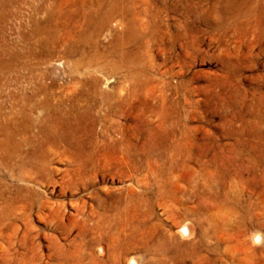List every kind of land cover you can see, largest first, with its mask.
<instances>
[{"label": "rangeland", "instance_id": "374dc122", "mask_svg": "<svg viewBox=\"0 0 264 264\" xmlns=\"http://www.w3.org/2000/svg\"><path fill=\"white\" fill-rule=\"evenodd\" d=\"M8 51L0 264H264V0H0Z\"/></svg>", "mask_w": 264, "mask_h": 264}, {"label": "bare ground", "instance_id": "6f19581e", "mask_svg": "<svg viewBox=\"0 0 264 264\" xmlns=\"http://www.w3.org/2000/svg\"><path fill=\"white\" fill-rule=\"evenodd\" d=\"M100 3V2H99ZM98 3V4H99ZM257 4V3H256ZM110 12V11H109ZM108 15V14H107ZM110 16V15H109ZM108 17V16H107ZM110 18V17H108ZM106 19V17H105ZM9 53V58L7 57V59L4 60H0V72H3L7 69L12 68L13 66H16L21 68V54L19 51L13 52V51H8ZM58 122V121H57ZM54 123V122H53ZM53 126V125H52ZM49 128V127H48ZM52 129V128H51ZM50 130V129H49ZM54 132V131H53ZM52 132V133H53ZM56 134V133H55ZM54 134V135H55ZM9 136V134H8ZM58 136V135H57ZM55 137V136H54ZM60 138V137H59ZM15 154V152L12 150V145L10 144V139H8L7 137L3 138L2 140H0V167L1 168H6L8 161L11 157H13ZM218 176V175H217ZM211 180V179H210ZM216 180V179H215ZM218 180V179H217ZM201 228V227H200ZM188 227L184 226L183 229L180 230V234H184V232H187ZM3 233V232H2ZM188 234V232H187ZM190 236V235H189ZM166 238V237H165ZM204 239V238H203ZM255 240L260 241L261 240V235H256L255 236ZM136 260L134 259L131 260V264H136Z\"/></svg>", "mask_w": 264, "mask_h": 264}]
</instances>
